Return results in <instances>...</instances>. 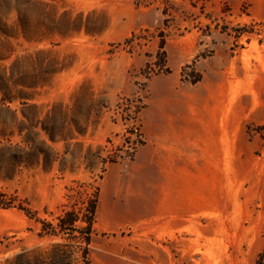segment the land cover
Returning <instances> with one entry per match:
<instances>
[{
  "label": "rangeland",
  "instance_id": "rangeland-1",
  "mask_svg": "<svg viewBox=\"0 0 264 264\" xmlns=\"http://www.w3.org/2000/svg\"><path fill=\"white\" fill-rule=\"evenodd\" d=\"M162 41L168 72L158 70ZM159 87H182L238 123L214 179L222 203L191 220L204 235L174 248L175 262L254 264L264 249V0H0V264L57 241L39 236L36 219L82 211L95 187L90 263L150 264V224L110 229L123 219H107L101 186L111 163L110 180H141L131 160Z\"/></svg>",
  "mask_w": 264,
  "mask_h": 264
},
{
  "label": "crops",
  "instance_id": "crops-1",
  "mask_svg": "<svg viewBox=\"0 0 264 264\" xmlns=\"http://www.w3.org/2000/svg\"><path fill=\"white\" fill-rule=\"evenodd\" d=\"M181 88L149 91L141 111L144 141L131 160L141 180L133 185L121 179L120 171L110 180L109 171L120 169V163H111L101 186L103 213L109 220L123 219L110 221V229L150 224L155 243L150 264H178L174 248L183 251L191 240L200 241L203 227L191 220L219 209L222 199L214 179L228 142L237 137V117L221 120L212 102L198 107Z\"/></svg>",
  "mask_w": 264,
  "mask_h": 264
},
{
  "label": "trees",
  "instance_id": "trees-1",
  "mask_svg": "<svg viewBox=\"0 0 264 264\" xmlns=\"http://www.w3.org/2000/svg\"><path fill=\"white\" fill-rule=\"evenodd\" d=\"M164 42L159 44L161 66L159 71L168 72L165 65ZM198 79L192 80V83ZM262 127H259L261 129ZM264 150V137H263ZM111 162V160H109ZM98 202V187L94 188L93 195L87 201L82 211L76 209L63 210L55 217V221L44 218L36 219L39 222V236H54L58 240L50 243L45 249L33 251L21 250L9 261V264H91L89 247L94 231V222ZM26 215H33L29 208L19 207ZM254 264H264V249L254 261Z\"/></svg>",
  "mask_w": 264,
  "mask_h": 264
},
{
  "label": "built area",
  "instance_id": "built-area-1",
  "mask_svg": "<svg viewBox=\"0 0 264 264\" xmlns=\"http://www.w3.org/2000/svg\"><path fill=\"white\" fill-rule=\"evenodd\" d=\"M132 130V129H131ZM134 132H136V131H134Z\"/></svg>",
  "mask_w": 264,
  "mask_h": 264
}]
</instances>
